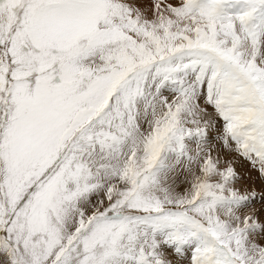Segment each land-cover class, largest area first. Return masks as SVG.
Masks as SVG:
<instances>
[{"label":"rangeland","instance_id":"1","mask_svg":"<svg viewBox=\"0 0 264 264\" xmlns=\"http://www.w3.org/2000/svg\"><path fill=\"white\" fill-rule=\"evenodd\" d=\"M0 264H264V0H0Z\"/></svg>","mask_w":264,"mask_h":264},{"label":"bare ground","instance_id":"2","mask_svg":"<svg viewBox=\"0 0 264 264\" xmlns=\"http://www.w3.org/2000/svg\"><path fill=\"white\" fill-rule=\"evenodd\" d=\"M97 19H94V21L89 25V27H91V25L96 21ZM136 133L139 134V131H136ZM57 201V200H56Z\"/></svg>","mask_w":264,"mask_h":264}]
</instances>
